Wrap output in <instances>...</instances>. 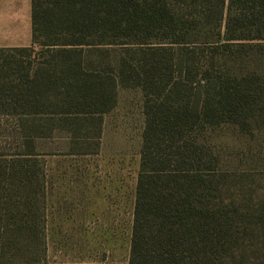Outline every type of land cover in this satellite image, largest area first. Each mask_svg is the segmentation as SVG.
Instances as JSON below:
<instances>
[{
	"label": "trees",
	"instance_id": "trees-1",
	"mask_svg": "<svg viewBox=\"0 0 264 264\" xmlns=\"http://www.w3.org/2000/svg\"><path fill=\"white\" fill-rule=\"evenodd\" d=\"M31 6L32 44L0 49V116L99 117L119 88L142 92L128 264H264V173L221 171L197 138L264 124V69L227 67L243 50L264 61V0Z\"/></svg>",
	"mask_w": 264,
	"mask_h": 264
},
{
	"label": "rangeland",
	"instance_id": "rangeland-1",
	"mask_svg": "<svg viewBox=\"0 0 264 264\" xmlns=\"http://www.w3.org/2000/svg\"><path fill=\"white\" fill-rule=\"evenodd\" d=\"M260 61L243 50L227 67L264 69ZM143 100L140 89L119 88L99 117L0 116V263L128 264ZM250 126L221 125L197 138L221 171L264 173V124Z\"/></svg>",
	"mask_w": 264,
	"mask_h": 264
},
{
	"label": "crops",
	"instance_id": "crops-1",
	"mask_svg": "<svg viewBox=\"0 0 264 264\" xmlns=\"http://www.w3.org/2000/svg\"><path fill=\"white\" fill-rule=\"evenodd\" d=\"M31 44V0H0V49Z\"/></svg>",
	"mask_w": 264,
	"mask_h": 264
}]
</instances>
